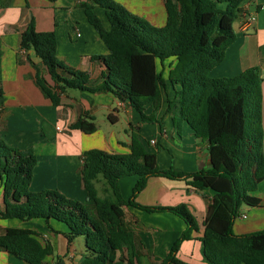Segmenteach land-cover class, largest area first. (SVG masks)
Returning <instances> with one entry per match:
<instances>
[{
    "label": "trees",
    "instance_id": "1",
    "mask_svg": "<svg viewBox=\"0 0 264 264\" xmlns=\"http://www.w3.org/2000/svg\"><path fill=\"white\" fill-rule=\"evenodd\" d=\"M163 1L167 10L163 26L151 24L114 0L80 4L109 50L92 55L94 61L104 65L97 79L60 60L56 31H37L34 17L21 34V47L33 50L47 66L51 82L30 60L37 83L55 106L61 105L62 94L70 89L111 92L135 108L144 120L156 121L154 111L145 112L146 106L156 109L162 105L167 81L173 87L178 85L174 97L168 99L167 111L172 113L178 130L186 121L197 137L208 142L212 167L195 172L161 169L156 152L148 151L134 132L129 153L114 154L99 148L83 153L82 183L89 198L82 202L58 189L32 191L38 164L34 148L11 146L0 136V178L6 205L3 217L64 223L69 242L78 236L86 239L85 258L79 264H135V235L125 224L123 206L127 201L119 181L136 175L129 204L149 212H173L188 224L160 264H186L178 256L181 244L198 229L187 204L136 202L150 177L179 179L198 191L209 189L213 193L200 238L205 259L210 264H264V229L244 234H236L233 229L243 204L264 180V78L259 66L231 77L210 75L236 40L234 22L245 0ZM97 6L105 9L110 28L104 26ZM169 58H174L176 65L165 77L164 62ZM158 62L163 67L160 71ZM2 98L0 93V102ZM92 119L86 113L71 128L92 134L97 130ZM101 179L106 184L104 197L96 186ZM35 234L31 229L7 227L0 233V248L27 264H52L43 256L53 254V245L48 241L42 248L32 237Z\"/></svg>",
    "mask_w": 264,
    "mask_h": 264
},
{
    "label": "crops",
    "instance_id": "2",
    "mask_svg": "<svg viewBox=\"0 0 264 264\" xmlns=\"http://www.w3.org/2000/svg\"><path fill=\"white\" fill-rule=\"evenodd\" d=\"M83 1L86 0H0V93L3 96L0 102V136L11 146L34 148L38 164L30 189H58L70 198L86 199L87 191L82 183L83 153L91 148L114 154L129 153L134 132L148 151L156 152L161 169L195 172L211 168L208 142L197 137L186 121L178 130L172 113L167 111L168 99L174 97L178 88L168 81L162 105L156 109L146 106L145 112L151 114L154 111L156 121L144 120L135 108L111 92L78 90L76 93L70 89L62 94L61 105H53L37 83L36 70L30 60L51 82L47 66L33 50L26 51L21 47V34L34 17L37 31H56L60 60L75 69L89 72L92 78L97 79L104 65L100 60L94 61L92 55L107 54L109 50L88 21L80 5ZM114 1L155 26L166 23L167 10L163 0ZM96 12L104 26L110 28L105 9L97 6ZM243 15H255L256 20L245 27ZM234 30L236 40L210 75L231 77L252 66H259L264 78V0H245L234 22ZM170 68L171 62H167L164 69L158 65V70L163 69L165 77ZM262 90L264 127V80ZM86 113L97 126L92 134L71 128V124ZM148 136H151L150 141ZM152 139L157 141L153 144L155 150L148 146ZM137 179L138 176L132 175L119 181L123 198L127 201L123 206L125 224L135 235L138 253L135 264H160L188 224L173 212H149L129 204ZM212 198L213 193L209 189L198 191L184 180L154 176L148 179L136 202L165 206L187 204L196 217L198 229L193 231L192 238L182 242L178 256L186 264H210L204 257L200 238ZM5 211L4 183L0 178V233L7 227L36 231L38 234L32 237L42 248L48 241L54 247L53 254L43 256L52 264H79L84 260L85 237L78 236L69 242L64 234L67 231L64 223L55 220L47 223L42 218H4ZM240 214L234 223L236 234L264 229V180L243 204ZM242 214H247V217H242ZM0 264L27 263L0 248Z\"/></svg>",
    "mask_w": 264,
    "mask_h": 264
},
{
    "label": "rangeland",
    "instance_id": "3",
    "mask_svg": "<svg viewBox=\"0 0 264 264\" xmlns=\"http://www.w3.org/2000/svg\"><path fill=\"white\" fill-rule=\"evenodd\" d=\"M58 58H59V56H58ZM167 62H171V68H173L176 65V60L174 58L167 59V61H165V65L167 64ZM158 65H161V64L159 63ZM74 92L77 93L78 90H75L74 89ZM150 137L151 136H148V138H147L148 141H150ZM148 146H149V149L150 150L151 149H154L155 150V146L153 144L149 143ZM96 186L98 188L99 195L101 197H104L105 195H107V192L104 190L106 188V184L104 182V179H101L100 181L96 182ZM73 197H76L75 199H78V200H80L82 202H87L88 201V198H89L88 195H87L86 199H84V200H82V198L77 197V196H73Z\"/></svg>",
    "mask_w": 264,
    "mask_h": 264
},
{
    "label": "built area",
    "instance_id": "4",
    "mask_svg": "<svg viewBox=\"0 0 264 264\" xmlns=\"http://www.w3.org/2000/svg\"><path fill=\"white\" fill-rule=\"evenodd\" d=\"M256 20V16L255 15H243V25L245 27H248L251 23H253ZM78 35H80V33H78ZM123 102V101H122ZM125 103V102H124ZM156 139H152L151 140V144H156ZM241 215V214H240ZM242 217H247V214H242Z\"/></svg>",
    "mask_w": 264,
    "mask_h": 264
}]
</instances>
